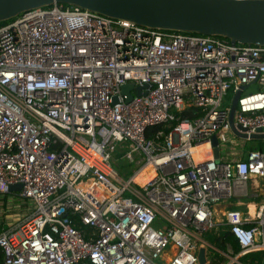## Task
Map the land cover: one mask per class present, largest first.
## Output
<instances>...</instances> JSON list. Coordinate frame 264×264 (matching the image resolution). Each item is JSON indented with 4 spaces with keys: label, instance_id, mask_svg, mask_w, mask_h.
I'll use <instances>...</instances> for the list:
<instances>
[{
    "label": "built area",
    "instance_id": "obj_1",
    "mask_svg": "<svg viewBox=\"0 0 264 264\" xmlns=\"http://www.w3.org/2000/svg\"><path fill=\"white\" fill-rule=\"evenodd\" d=\"M129 83L143 87L130 101ZM238 91L235 125L248 140L264 132V45L63 3L0 25V194L22 184L14 192L32 204L0 232L1 264H202L201 248L212 264L203 236L226 230L240 251L216 249L225 264L264 255V200L253 212L217 209L253 179L264 185V148L222 151L235 134L225 99ZM187 107L200 115L181 118ZM118 159L137 165L130 178ZM147 166L155 175L137 182Z\"/></svg>",
    "mask_w": 264,
    "mask_h": 264
},
{
    "label": "water",
    "instance_id": "obj_2",
    "mask_svg": "<svg viewBox=\"0 0 264 264\" xmlns=\"http://www.w3.org/2000/svg\"><path fill=\"white\" fill-rule=\"evenodd\" d=\"M55 3L79 6L154 29L221 36L232 43L264 45V0H0V22ZM142 89V86L129 83L123 86V93L130 101L132 90L141 95ZM240 93L238 91L233 98L229 123L236 135L247 138V134L238 130L234 120ZM250 138L264 139V132L252 134ZM212 144L218 159L217 136H213ZM21 188L22 184H14L9 190L19 191ZM199 258L202 264L206 262L205 248H201Z\"/></svg>",
    "mask_w": 264,
    "mask_h": 264
},
{
    "label": "rangeland",
    "instance_id": "obj_3",
    "mask_svg": "<svg viewBox=\"0 0 264 264\" xmlns=\"http://www.w3.org/2000/svg\"><path fill=\"white\" fill-rule=\"evenodd\" d=\"M257 90H259V86L257 84H254L244 93H247L250 91H257ZM233 97H234V92H231L230 96H228L225 99L226 104H230L231 101L233 100ZM222 132H224V131H220L219 133H222ZM225 137L227 138V140L222 141L225 139ZM225 137L222 134L220 136V139L222 141L221 147H222L223 152L225 151L226 148L229 149V148L237 147L238 143L239 144L242 143L245 146V150H248V149L254 148V147L258 148V147L264 145V139H248L247 140V139L241 138L235 134H232L230 132L225 134ZM117 164H118L119 169H121L122 175H124V173H125L123 170L125 168H128L131 171L129 173H125V175H124L125 179L130 178V175H132V173H134L135 169L137 168V165H135V163H129L128 160H126V161L125 160H117ZM1 201L4 202L5 206L1 203ZM0 206H1L0 231H2L6 227L5 224L2 225V222L6 221L5 219L7 218V214H12V213L16 212V210H21L23 212L29 213L30 209L32 207V204L30 201H27L26 199L17 195V193L9 192L6 194H4V193L0 194ZM7 222H8V220H7ZM203 238L204 239L207 238L206 234L203 236ZM206 241L209 242L214 247L213 249H210L214 253V255H212L210 258L212 264L218 263L220 261V258H222L224 260L222 262H220L219 264H225V263L230 261L229 258H226L225 256H221V254H219V252L216 251V249H219V247L215 243H213L212 241H209V240H206Z\"/></svg>",
    "mask_w": 264,
    "mask_h": 264
},
{
    "label": "trees",
    "instance_id": "obj_4",
    "mask_svg": "<svg viewBox=\"0 0 264 264\" xmlns=\"http://www.w3.org/2000/svg\"><path fill=\"white\" fill-rule=\"evenodd\" d=\"M6 22L7 21L0 22V25L4 24ZM186 33H189V32H186ZM218 37H221V36H218ZM221 38H224V37H221ZM200 113H201V111L198 108L187 107L183 111L180 112V116H181V118L193 119L196 116H199ZM172 124L175 125L176 122H174ZM160 128H161V126H154V127L149 128L148 131H147L148 132V136H151L154 132H156ZM167 131H169V130H167ZM258 148L263 149L264 145H262V146H260ZM118 160H124V159H118ZM117 167H118V164H117ZM123 170H124L125 173L131 172L128 168H125ZM206 236H207V238H205L206 240L212 241L220 249L225 248L226 244L229 243L232 246V248L234 250V253L237 254L240 251L239 243L237 242L235 237L227 230L226 231H221L219 235H215L213 232H208L206 234ZM223 260L224 259L220 258V261L218 263H215V264H219ZM240 260L244 264H263L264 255H263V252H251V253L243 256L242 258H240ZM2 261H3V253H2V251L0 249V264L2 263Z\"/></svg>",
    "mask_w": 264,
    "mask_h": 264
},
{
    "label": "crops",
    "instance_id": "obj_5",
    "mask_svg": "<svg viewBox=\"0 0 264 264\" xmlns=\"http://www.w3.org/2000/svg\"><path fill=\"white\" fill-rule=\"evenodd\" d=\"M254 148H257V147H254ZM262 200H264L263 181L261 179H253L249 184L247 195H239V194L237 196L235 195L232 198L226 200L225 202L218 204L217 209L219 211H225L226 209H236L240 211H247V209H250L252 205H254V208H255V206L261 203ZM1 203L5 206L4 202L1 201ZM24 214L26 215L27 212H23L21 210H16V212L12 214H7V218L5 219L6 221L2 222V225L3 224L6 225L4 229L9 228L12 225L16 224L19 220H21L25 216Z\"/></svg>",
    "mask_w": 264,
    "mask_h": 264
},
{
    "label": "bare ground",
    "instance_id": "obj_6",
    "mask_svg": "<svg viewBox=\"0 0 264 264\" xmlns=\"http://www.w3.org/2000/svg\"><path fill=\"white\" fill-rule=\"evenodd\" d=\"M209 150V143H204L199 145L195 149V156L197 159L203 158L206 152ZM155 175V171L150 169V166H147L142 170L138 176H136L135 180L139 183H145L147 182L150 178H152ZM250 206V205H249ZM252 211L254 210V205L250 208ZM248 210V209H247Z\"/></svg>",
    "mask_w": 264,
    "mask_h": 264
}]
</instances>
